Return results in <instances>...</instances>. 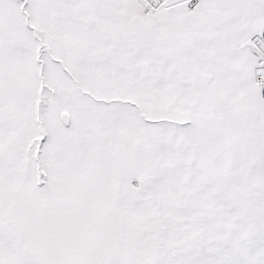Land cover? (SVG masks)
Masks as SVG:
<instances>
[{
	"label": "snow or ice",
	"instance_id": "obj_1",
	"mask_svg": "<svg viewBox=\"0 0 264 264\" xmlns=\"http://www.w3.org/2000/svg\"><path fill=\"white\" fill-rule=\"evenodd\" d=\"M0 264H264V0H0Z\"/></svg>",
	"mask_w": 264,
	"mask_h": 264
}]
</instances>
